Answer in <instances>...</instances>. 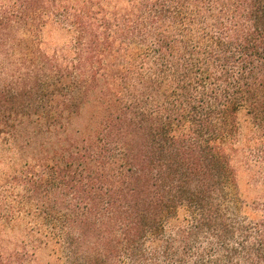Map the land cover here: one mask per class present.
Listing matches in <instances>:
<instances>
[{
	"label": "trees",
	"instance_id": "obj_1",
	"mask_svg": "<svg viewBox=\"0 0 264 264\" xmlns=\"http://www.w3.org/2000/svg\"><path fill=\"white\" fill-rule=\"evenodd\" d=\"M0 162V264H264V0H0Z\"/></svg>",
	"mask_w": 264,
	"mask_h": 264
},
{
	"label": "rangeland",
	"instance_id": "obj_2",
	"mask_svg": "<svg viewBox=\"0 0 264 264\" xmlns=\"http://www.w3.org/2000/svg\"><path fill=\"white\" fill-rule=\"evenodd\" d=\"M106 3L109 4L112 9L119 7V0H106ZM43 40L45 42L46 47L52 51L55 47L61 46L65 38L63 35L56 29H46L43 34ZM8 170V163L7 162H0V174L4 173ZM251 182V173L245 166H239V187L241 189V193L245 197H253L254 196V189L250 185ZM37 260L39 264H46L48 259L45 257L44 253H39L37 256Z\"/></svg>",
	"mask_w": 264,
	"mask_h": 264
}]
</instances>
